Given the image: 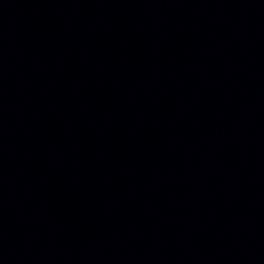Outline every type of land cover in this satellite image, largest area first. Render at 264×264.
<instances>
[{
	"label": "water",
	"instance_id": "obj_1",
	"mask_svg": "<svg viewBox=\"0 0 264 264\" xmlns=\"http://www.w3.org/2000/svg\"><path fill=\"white\" fill-rule=\"evenodd\" d=\"M0 264H264V0H0Z\"/></svg>",
	"mask_w": 264,
	"mask_h": 264
}]
</instances>
